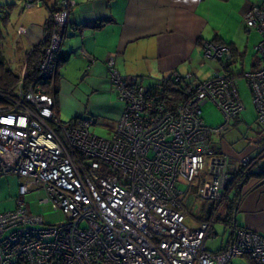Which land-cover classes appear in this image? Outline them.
Here are the masks:
<instances>
[{
    "label": "built area",
    "instance_id": "obj_1",
    "mask_svg": "<svg viewBox=\"0 0 264 264\" xmlns=\"http://www.w3.org/2000/svg\"><path fill=\"white\" fill-rule=\"evenodd\" d=\"M44 1L23 0V8ZM76 4L56 1L35 79L23 73L9 92L0 90V176L20 179L14 208L0 212V264H231L237 257L264 264V233L232 222L228 245L209 251L204 243L214 237L215 217L185 224L191 201L221 203L245 164V156L236 161L218 152L210 137L243 110L240 78L264 129V3L243 15L260 34L254 50L261 65L240 75L223 68L203 80L173 72L169 83L184 95L180 102L167 103L161 86L122 75L111 54L105 66L121 108L107 138L92 132L93 116L64 123L56 110L55 78ZM201 47L220 63L229 52L209 41ZM206 102L222 113V124H205ZM192 183L195 191L182 190ZM35 190L44 191L38 205L60 211L63 222L45 223L30 211L24 197Z\"/></svg>",
    "mask_w": 264,
    "mask_h": 264
},
{
    "label": "crops",
    "instance_id": "obj_2",
    "mask_svg": "<svg viewBox=\"0 0 264 264\" xmlns=\"http://www.w3.org/2000/svg\"><path fill=\"white\" fill-rule=\"evenodd\" d=\"M18 1L20 12L26 11L27 9L23 8V0ZM56 1L45 0L42 5L47 15L42 22L33 24L35 26L33 29L26 28L24 33L29 39L30 47L23 53L25 60L33 47L46 37L45 25L49 11L54 9ZM76 2L71 11L74 26L68 28L63 41L55 79L57 113L59 115L60 107L61 109L63 107L60 98L68 94L66 88H71L69 80L75 77L78 89L74 93L87 95V98L91 99L97 97L100 105L98 112L109 114L116 119L121 105L118 101L110 103L113 89L105 66V61L111 54L114 55L116 68L122 75L146 87L160 86L158 84L173 72L182 75L189 73L193 79H206L200 76L206 59L202 54L201 44L214 40L232 48L234 58L228 54L225 61L230 58V67L234 66L236 62L241 61L237 60L236 56L242 55L238 48L239 39L242 36L244 38L243 32L248 34L252 31L245 26L243 15L250 5L264 3V0H76ZM14 6L15 2H12L11 12ZM259 40L260 38L257 42ZM260 65L261 58L254 50L250 69ZM240 70H243L242 65L235 73ZM212 71L213 74L220 69ZM261 132H264V129H261ZM224 134L223 131L216 133L219 135V141L213 140V144L218 152L226 154L232 160L237 161L239 157L245 155L253 156L264 148V133H260L261 138L252 146L241 151H235L227 144L221 145ZM260 164H264V159ZM258 166L253 170L260 169ZM259 171L255 175L239 177L240 179L236 177L234 182L230 183L222 201L225 202H221L223 205L213 203L209 209V201L196 198L191 201L185 218L187 226L198 227L203 221L215 217L212 230L214 237L218 234L215 223L221 222L224 226L217 246H208L205 241L204 247L207 250L218 251L228 245L232 234L230 228L232 222L243 228L264 233V175H261L264 170ZM193 186L194 183L184 187V191H194ZM184 201L182 197V202ZM9 208L13 209V206ZM217 208L219 209L215 214L214 210ZM243 259L244 257L234 258L231 264H237V260L242 262ZM247 259L248 263L253 264L249 258Z\"/></svg>",
    "mask_w": 264,
    "mask_h": 264
},
{
    "label": "rangeland",
    "instance_id": "obj_3",
    "mask_svg": "<svg viewBox=\"0 0 264 264\" xmlns=\"http://www.w3.org/2000/svg\"><path fill=\"white\" fill-rule=\"evenodd\" d=\"M12 2H15V6L11 12L8 24L5 28H3L4 39L1 41V50L6 57V62L9 65V68L21 77L23 73H25V75L27 73L26 60L23 53L29 49L30 45L28 43L29 39L27 38L26 33H19L18 27L23 25L25 28H29V30L33 29L35 27L33 24L42 22L44 17L47 15V12L43 5L20 12L18 0H0V5L5 6V4ZM243 33L244 38L242 36L238 41V48H240L242 55H236L241 59V61H238L234 66H231V70L234 72L241 69V65L243 72L250 70L252 56L254 54L253 46L258 43L257 40L260 38V34L253 29L248 34L247 32ZM204 61V66L201 68L203 72L200 74L202 78L210 77L213 72L212 70L216 68L220 69V71L223 69L217 59L206 58ZM79 77H81V74H79ZM69 81L71 88H66L68 94L63 95V97L60 98L61 105L63 106L62 109L60 107L59 112V118L61 121L69 123L76 117L93 116L96 119V123L92 127V132L104 138L109 137L110 130H112V126H114L116 119L109 114L98 112L100 110V105L97 102V97L91 99L90 97L87 98V95L74 93L75 90L78 89V87H76L77 79H75V77L71 78ZM238 90L244 108L241 113L236 118L232 119L222 130L225 134L223 135V141H221V145H230L235 151H241L243 148L252 146L257 139L261 138L260 133H264L261 132L262 128L256 122V108L253 103L252 93L245 79L240 78L238 81ZM113 102H117L114 90L110 95V103ZM201 111V117L206 125L216 127L224 122L222 113L211 102H206L202 105ZM218 136L216 134H211V141H219ZM240 158L241 157H239V159ZM244 158L246 161L244 166L240 167L242 168V172H239L240 176H242L247 170L254 169L260 164V161L264 159V148L258 151L255 155H245ZM235 178L236 175L234 179ZM238 179L240 178L238 177ZM19 180V177L13 174L0 176V208H2L0 209V212L11 210L9 208L11 205L14 208L16 197L18 196L17 185L19 184ZM233 182L234 180H232L231 183ZM180 185L182 186V190H185L184 187L186 186L183 184ZM193 189L195 191V187H193ZM43 196V190H35L25 195L24 198L30 208V211L41 214L44 217L45 223L52 224L63 222L65 217L60 211L54 210L50 206L38 205L39 199ZM218 209L219 208L214 210L215 214L218 212ZM215 228L218 234L207 240L208 246L215 247L220 241V235L223 233L224 226L221 222H216ZM248 262L249 260L246 257H244L242 262L237 260V264H250Z\"/></svg>",
    "mask_w": 264,
    "mask_h": 264
},
{
    "label": "trees",
    "instance_id": "obj_4",
    "mask_svg": "<svg viewBox=\"0 0 264 264\" xmlns=\"http://www.w3.org/2000/svg\"><path fill=\"white\" fill-rule=\"evenodd\" d=\"M12 3H7L5 4V6L0 5V90L5 91V92H9L14 85L17 83V81L19 80L20 76L13 72L12 69L9 68V65L7 64V60L6 57L4 56L2 50H1V41L4 38V33H3V28L6 27L7 23L9 22V18H10V13H11V9H12ZM52 9L49 11L51 12ZM50 22V13H49V18L46 22L45 25V32L47 33L48 30V25ZM210 42L213 43H220L223 44L219 41H214V40H210ZM46 40L43 39V41H41L40 43H38L37 45H35L33 47V49L31 50V52L28 54V56L26 57V69H27V73H26V79L27 80H33L35 79V76L37 74V66L38 63L41 59V53L42 50L45 46ZM228 47V46H227ZM228 51L229 54L231 56V58H234V53L232 52V48L228 47ZM240 59L239 57H237V60ZM230 58L227 59V61H223L221 64V67L226 69L228 72H232L233 74L235 73L234 71L231 70L230 67ZM234 61V60H233ZM237 72V71H236ZM243 72V70H240V72L235 73L236 75H240ZM57 76V75H56ZM56 79V78H55ZM171 80V75L165 79L162 80L161 84H158L162 87L163 89V98L167 100V103H177L178 101H182L184 98V95L182 94V92L176 88H172L170 86L169 81ZM156 86H154L155 88ZM56 90V87H55ZM46 91H49V89L46 88ZM260 167V169L258 170H247L245 173H243L242 176L239 175V172H242V168H240L239 170H237V174L236 177H243V176H249V175H255L257 173V171L264 170V164H260L258 166V168ZM260 173V171H259ZM260 175V174H259ZM261 175H264V172L261 173Z\"/></svg>",
    "mask_w": 264,
    "mask_h": 264
},
{
    "label": "water",
    "instance_id": "obj_5",
    "mask_svg": "<svg viewBox=\"0 0 264 264\" xmlns=\"http://www.w3.org/2000/svg\"><path fill=\"white\" fill-rule=\"evenodd\" d=\"M212 202L209 203V209L211 208Z\"/></svg>",
    "mask_w": 264,
    "mask_h": 264
},
{
    "label": "clouds",
    "instance_id": "obj_6",
    "mask_svg": "<svg viewBox=\"0 0 264 264\" xmlns=\"http://www.w3.org/2000/svg\"><path fill=\"white\" fill-rule=\"evenodd\" d=\"M45 39V38H44ZM46 40V39H45ZM210 202V201H209ZM213 204V203H212Z\"/></svg>",
    "mask_w": 264,
    "mask_h": 264
}]
</instances>
